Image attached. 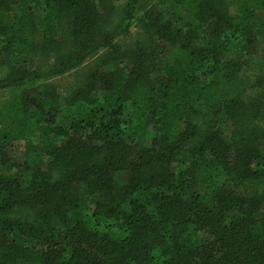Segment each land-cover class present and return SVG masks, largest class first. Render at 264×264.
I'll return each instance as SVG.
<instances>
[{"label":"trees","instance_id":"obj_1","mask_svg":"<svg viewBox=\"0 0 264 264\" xmlns=\"http://www.w3.org/2000/svg\"><path fill=\"white\" fill-rule=\"evenodd\" d=\"M260 61L264 0H0V264H264Z\"/></svg>","mask_w":264,"mask_h":264},{"label":"rangeland","instance_id":"obj_2","mask_svg":"<svg viewBox=\"0 0 264 264\" xmlns=\"http://www.w3.org/2000/svg\"><path fill=\"white\" fill-rule=\"evenodd\" d=\"M139 34V29H134L133 30V34L130 35L127 41L132 40V38H134L135 36H137ZM126 41V40H124ZM126 41V43H127ZM261 62V61H260ZM261 70H264V61H262L261 63L257 64V65H253L251 66V68L249 67V70L247 71V75L250 77V75H253L255 72H261ZM76 75L74 74H68L66 76H62V77H58V78H54L55 81H57L58 83H62L64 85H69L74 79H75ZM10 94V90H5V91H0V97H5L8 96ZM38 131H35L34 133L31 132V138H33V141H39L41 138L40 135H38L37 133ZM23 144L24 142L22 140L19 139H13L11 140L7 145H6V151L9 155V157L12 158H19L22 155V149H23Z\"/></svg>","mask_w":264,"mask_h":264}]
</instances>
